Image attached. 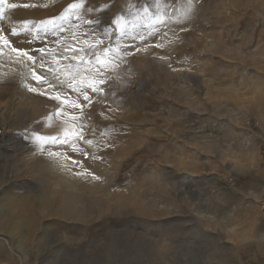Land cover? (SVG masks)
Segmentation results:
<instances>
[{
  "label": "rangeland",
  "instance_id": "obj_1",
  "mask_svg": "<svg viewBox=\"0 0 264 264\" xmlns=\"http://www.w3.org/2000/svg\"><path fill=\"white\" fill-rule=\"evenodd\" d=\"M6 2L0 264H264V0Z\"/></svg>",
  "mask_w": 264,
  "mask_h": 264
},
{
  "label": "snow or ice",
  "instance_id": "obj_2",
  "mask_svg": "<svg viewBox=\"0 0 264 264\" xmlns=\"http://www.w3.org/2000/svg\"><path fill=\"white\" fill-rule=\"evenodd\" d=\"M82 4H83V0H81V3H79V4H73V5H71V8H72V9L80 8V7H82ZM0 5H4V6H7V7H15V6H16V5H14V4H13V5H7L6 0H0ZM0 11H2V10H0ZM142 11H143L144 13H146V14L149 13V9H148V8H143ZM78 18H79V17H78ZM160 22L162 23L163 21L161 20ZM49 23H51V21H50ZM89 23H91V21H89ZM112 23L115 24V25L117 26V27H116V31H121V32H122V31L125 30V28H124V26L122 25L121 20H120L119 17L116 18V19H114V20L112 21ZM11 35H17V32H16L15 30H13V31L11 32ZM104 35H110L109 32L107 31V29L105 30ZM0 40H2L3 43H4L6 46H8V47L11 48V45L9 44V42H8L6 39H4L2 36H0ZM97 43H100V41L98 40ZM11 50L17 54V58H18V59H19L20 57H26L27 60H29V61L34 60V58H33L31 55H29L28 51H25V50H18V49H15V48H11ZM40 51L43 53V49H41ZM108 51H109V49H105V56L107 55ZM97 60L99 61V57H97ZM109 63H110V62L107 61V59H106L105 62H103V63L100 64V69H107V68L109 67ZM41 66L43 67V65H41ZM30 74H31V76H32V77H33L38 83L42 80V77H41L40 75H37V74L35 73V71H32ZM99 83H104V81L101 80V81H99ZM90 86H91V85H90ZM29 91H36V89H35V88H32V87H29ZM92 91H93V92H99V91H102V89H99V88H96V87H92ZM50 98L59 99V96H56V97H50ZM84 99H85V100H89V97H88L87 94L84 95ZM61 142L63 143V142H67V141L64 140V141H61ZM85 143H90V141H85Z\"/></svg>",
  "mask_w": 264,
  "mask_h": 264
},
{
  "label": "bare ground",
  "instance_id": "obj_3",
  "mask_svg": "<svg viewBox=\"0 0 264 264\" xmlns=\"http://www.w3.org/2000/svg\"><path fill=\"white\" fill-rule=\"evenodd\" d=\"M44 195V194H43ZM42 196V194H41ZM62 203H61V210L64 213V215H79L81 213V211L79 210V208L75 205V201L73 199V197H71L70 195H62ZM42 202L46 203V196H42L40 199ZM8 218V217H7ZM5 220V219H3ZM14 221V219H13ZM17 221V220H16ZM1 222V221H0ZM12 222V221H11ZM226 222V221H225ZM3 224V223H2ZM261 224V223H260ZM14 225V224H13ZM3 227V225H1ZM11 226V225H10ZM260 226V225H259ZM6 227H4L5 229ZM7 229V228H6ZM9 231V229H8ZM236 232V231H235ZM241 232V231H240ZM240 237L241 236H248L250 239H254L256 244V247L259 249V247L261 248L263 243H264V224L261 225L259 228L257 226H255L254 224H252L249 228H247V230H245L244 232L242 231V233H239ZM238 235V234H237ZM239 236V235H238ZM237 236V237H238ZM239 237V238H240ZM144 242V241H143ZM254 246V245H253ZM255 247V246H254ZM139 250V249H138ZM140 251V250H139ZM220 264V263H219Z\"/></svg>",
  "mask_w": 264,
  "mask_h": 264
}]
</instances>
